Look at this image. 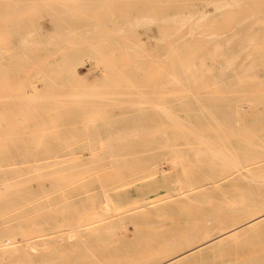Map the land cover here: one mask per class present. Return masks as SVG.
<instances>
[{"label": "bare ground", "instance_id": "6f19581e", "mask_svg": "<svg viewBox=\"0 0 264 264\" xmlns=\"http://www.w3.org/2000/svg\"><path fill=\"white\" fill-rule=\"evenodd\" d=\"M214 1L234 3L238 0ZM197 2L198 0H0V36L9 37L8 40L0 42L8 41L7 43L14 45L13 53L0 52V75L18 76L32 73L28 72L29 69L25 63L23 66L16 63L21 59L28 60L29 55L25 54L27 44L38 34L52 38L60 36L65 42L74 43L71 48L66 47L61 51L69 67L65 71L82 74L90 70L94 74L93 83L102 86L105 90L103 94L95 91L83 93L80 96L70 95L72 99L65 101L60 94L66 95L71 91L72 88L68 85L72 86V81L52 80L55 84H65L62 87L27 83L26 86L19 88L22 91L21 95L7 97L4 104H0V180L12 177L16 186H21L20 189L14 190V197H36L50 190L52 192V189H47L48 186L84 182V173L99 172L101 168L107 166L113 169L121 168V166L136 169V174L131 175L129 180L142 181L140 188L146 191L153 190L157 184L153 180L147 184L148 170L156 165L159 154L169 150L164 142L159 141V137L162 138L166 134L179 136L180 148L176 154L180 156L181 164L199 163L210 174L214 171L220 172L228 166L250 167L248 169L244 167L245 170L240 171L237 177L247 183L250 182L248 185L250 184L252 188H248L246 194L235 190L239 187L237 179L236 183L228 184L227 182L228 186L223 187L226 190L219 191L221 187H214L202 191V196L199 192L188 193L179 196L181 199L174 201L175 204L169 203L171 209L180 208L184 211L183 222L172 225L169 230L164 229L160 220H150L147 215L136 217V214H142V210L134 214L130 208L128 213H125L127 211L112 213L110 216L100 214L98 219L95 218L96 224L78 225L80 237H83L81 242L80 240L78 242L80 246L84 245V241L88 238L87 234H97L96 230L103 229L107 232L106 229H129L130 226L133 229L155 227L157 230H165L163 241L175 246L181 241L188 242L197 229L210 226V221L221 215L223 211H229V214L231 211L232 214L233 210L234 215L239 212L238 217L248 213V217L229 226L223 233L207 237L199 244L177 252L165 260L151 263L183 264L209 250L222 248L233 239L264 226V209L258 208V203L264 205V49L251 48L254 41L262 37L264 33V26L257 27L264 21V14L226 17V20L234 19V27L237 29L229 32L230 35L225 41L217 40L211 38L217 33H206L198 28L205 20L219 27L223 16L199 9L201 4ZM201 2L203 3V0ZM240 4L246 7L243 10L264 12V0H240ZM151 10L156 12L153 17L150 16ZM39 12L43 13L50 23L45 31L38 22L37 13ZM115 15L120 16V19L117 20ZM109 19L112 21L111 27L106 22ZM176 22L188 27L183 29L184 35L181 40L175 36V31L167 30ZM229 33L224 35L228 36ZM142 37L144 40H141ZM114 52L119 54V59L113 56ZM4 55L10 61L7 65L1 60ZM127 56L131 60H128ZM211 58L221 60V64H208L207 60ZM32 59L38 60L44 68L40 73L53 74L56 71L52 65L42 62L41 56L33 53L30 57L31 61ZM215 68H217L215 73L207 76ZM219 68L230 71L231 75L228 78L230 80L224 81L227 77L225 78V74ZM156 70L170 74H167V79H162L165 75L157 81H151L153 78L146 79L148 74ZM102 71L105 75L103 78H101ZM156 74L154 73L155 76ZM80 79L88 81L86 75L81 76ZM169 83L187 86L184 88L188 90H185L187 95L182 96L181 101L178 99L179 102H161L160 100L166 97L167 93L176 95L173 89L177 86H173V89L166 87L167 90L164 89V86ZM203 83L216 84L217 88L213 90L208 89L207 86L201 87ZM196 84L199 85L198 88H194ZM178 92L177 94L180 95V91ZM244 103L250 105L249 110L244 109ZM29 114H33L32 117H27ZM99 115H104L105 119L97 124L95 117ZM19 116L24 117L18 120ZM76 119H86L87 123L83 130L75 126ZM18 121H31L37 125L50 122L65 126L49 129L51 132L55 131L54 134L34 133L24 139L19 134L20 128L16 126ZM3 124L7 125L2 127ZM30 130L32 131V128ZM87 151H89V157H85L84 153ZM42 169L44 173L41 172ZM195 174L192 182L199 175V173ZM118 178L111 175L98 177L102 190L90 193L88 196L81 195L83 190L80 191L78 188L80 192L78 193L81 195L78 197V202L85 201L91 209L89 203H92L94 198H107L110 190H116L114 185ZM5 185L8 186V184ZM229 190L234 194L226 196L225 193L230 192ZM73 196L75 200L76 194ZM213 197L223 198H218L216 202L217 200ZM112 198L118 199L119 202H128L131 197L129 193L119 192L114 193ZM182 198L199 203L197 212L195 214L193 212L194 216L189 213L187 200L181 201ZM172 200L174 199L170 201ZM44 201L42 200L41 202L44 203L38 206L48 205L46 204L47 196ZM87 205L83 206L87 208ZM194 205L192 203V209ZM151 207L153 206L146 207L145 213L154 211ZM66 210L61 211L66 212ZM58 211L60 210H56ZM19 212L16 213L19 214ZM13 213L11 215L15 214ZM32 213L34 212L28 214L33 215ZM26 215L25 213V217ZM39 216L41 218V215ZM53 220V218L44 219L38 223V226L41 227L45 223L50 225ZM31 221L34 223L35 218ZM52 227L53 225L48 228L52 229ZM3 229H5L4 226ZM8 238L5 239H11ZM18 238L22 239L21 236ZM54 238L40 237L34 242L31 240L33 245L30 246H40L42 249L45 247L43 251L36 250L42 251L39 262L46 261L47 250L54 253L55 257L62 252L51 247L50 242L56 240ZM89 239L91 240V237ZM6 240L0 238V241ZM90 240L87 241L90 242ZM8 242L4 244L0 242V253H8L11 250L6 247L10 244ZM80 246L75 249H79ZM38 248L35 247V249ZM253 253L250 252L248 255L252 256ZM261 253L257 252L256 255ZM248 255L246 254L243 259L247 260L250 257ZM256 255L254 256L257 257ZM262 255L258 257H264ZM60 257L56 262L55 260L54 262L46 261L43 264L57 263ZM255 257L252 256L253 259ZM258 259H254V262ZM261 259L264 260V258ZM251 262L249 261V264Z\"/></svg>", "mask_w": 264, "mask_h": 264}, {"label": "rangeland", "instance_id": "374dc122", "mask_svg": "<svg viewBox=\"0 0 264 264\" xmlns=\"http://www.w3.org/2000/svg\"><path fill=\"white\" fill-rule=\"evenodd\" d=\"M201 1L202 0H198L197 2V4H201L199 6V9H202L208 12L212 11L214 12V14H217L220 17L223 16V19L221 20L222 22L220 23L218 22L219 24H221L219 27L217 25L213 26L214 23H211L205 20L201 23L202 26L198 28L202 30L203 32L206 31V33L207 32L217 33L213 35V37H211L217 40L225 41V39H227L230 35L229 32H231L234 29H237L236 27H234L235 25V22L233 19L234 17L244 16V15L264 14V12H259V11L243 10L246 7L245 5L240 4V0L234 3H230V2L226 3L225 1L218 2L214 0H203V3H202ZM155 15H156L155 10H151L150 16L153 17ZM109 16H111V14H109ZM229 16L233 17L232 21L226 20V17H229ZM37 18H38V22L44 28L43 30L45 31V28L48 29V25H50V23H49V20H47V17L43 13L39 12L37 13ZM115 18L119 20L120 16L115 15ZM212 20L214 21L215 19H212ZM245 21H252V20H245ZM106 22L107 24H109V27H111L112 21L109 19ZM259 26L260 27L264 26V21H262L261 24L257 25V27ZM184 28H188L187 25L184 26V24L176 22V24L175 23L171 24L170 27L167 28V30L175 31V36L181 40V38L184 35V30H183ZM225 33H229L228 36L227 34L224 35ZM8 39H9L8 36H0V41L8 40ZM141 40H144L143 37ZM7 42H0V52L7 53V54L13 53L14 45L9 44ZM73 45H74L73 42L71 41L65 42L63 38L60 36H54L53 38L46 37L44 34L42 35L38 34L34 36V38L26 46L27 48H26L25 54L28 53L29 55L28 60L21 59L16 62L22 66L25 63L27 68L29 69L28 72H32V73L19 74L18 76L0 75V86L2 87L0 89V104H4L5 99L7 97L21 95L22 91H20L19 88L26 86L27 83H35L37 85L52 86V87H57V85L62 87V85H65V84H55L52 82V80H57V79H67L68 81L73 82L72 86L68 85L72 88L70 92L66 93V95H62V93L60 94L63 97V100L65 101H70V99H72L70 98V95L80 96L83 93L84 94L93 93L95 91H98L101 94L105 93L104 92L105 90L102 88V86H99L93 83V81L95 80H92V78L94 77V74L92 73V71L87 70L86 72L82 74H78V73L76 74V73L65 71L69 67H67L68 63H65L61 51L65 49L66 47L71 48ZM251 48L252 49H261V48L264 49V33H262V37L257 38V40L254 41V44L252 45ZM33 53L34 55L37 54L38 56H41V58L44 60V61L42 60V62L46 63L47 65H52L54 67L53 69H55L56 71L53 74L40 73L41 69L43 70L44 68L38 63L39 62L38 60H35V61L33 59L32 61L30 60V57L32 56ZM113 56L116 59L117 58L119 59V54L117 52H114ZM127 59L131 60L130 57L128 56H127ZM1 60L3 64L5 65H7V63L10 62L5 55L1 58ZM217 61H219V59L214 60L213 58H211L207 60L208 64L210 65L221 64V60L219 61L218 64H217ZM216 69L217 68L213 69L211 73L207 74V76L214 74ZM221 72L225 74V78L227 77L224 81L230 80L228 79L231 75L230 71L221 70ZM154 73H157L156 76L154 75ZM162 73L163 71L156 70L151 73L152 75L148 74L146 79L151 80L153 78L151 81L153 80L157 81L161 78L162 75H165V77L162 76V79H167L168 77L167 74H170V73H166V74L165 73L162 74ZM84 75H86V78L88 79V81H84L83 79H80V77ZM104 76H105L104 71H102L101 78H103ZM169 84H166V86H164V89L166 88L173 89V86L175 87L177 86L178 88L174 87L175 89H173L176 92L175 93L176 95H174V93L172 94V92H171L172 95H169V93L167 92H170V91H167L166 93L168 95L165 94L167 96L166 97L164 96V98L160 100L161 102L162 101L164 103L179 102L178 99L181 101V98L183 99V97H185L184 95H187L185 92L188 90L184 89L187 86L185 87L182 84H180L179 86V85H175L174 83L173 84L169 83ZM203 84H206V83H203ZM203 84H201V87L207 86L209 87L208 89L211 88L213 90L217 88L216 84L215 85L213 84L203 85ZM155 86L158 87V84L155 83ZM197 86L199 85L197 84L194 85V88H198ZM114 87L116 88L115 85ZM178 91H180V95L177 94L179 93ZM160 101L159 103H161ZM243 107L244 109L246 108L245 110H249L250 105L247 103H244ZM32 115L33 114H29L27 117H30V116L32 117ZM23 117L24 116H21V117L19 116L17 117V119L22 120ZM103 119H105L104 115H99L95 117V121H97V124L99 121ZM18 122L19 123H17L16 126L20 128L19 134L22 135L24 139L28 138L29 136H32V134L34 133H38V134H52L53 133L54 134L56 132L55 131L51 132L49 131V129L51 128L59 129L65 126V125H61L58 123L52 124L50 122L44 123V124L41 123L38 125L31 121H28V122L18 121ZM86 123H87L86 119H76L75 120V126H77L78 128H82V130L84 129ZM6 125L7 124H3L2 127H5ZM30 128H32V131L30 130ZM163 136L162 138L159 137V141L164 142L169 147V150H166L164 153L159 154L156 165L151 166V169L148 170L149 177L147 178V184H150L153 181H156V184H157V187L153 190L146 191L144 188H140L142 181H137V182L130 181L129 178L131 175L136 174V169L127 168L125 166H121V168H118V169H113L112 167L107 166V167L101 168L99 172H90V173L88 172L89 174L86 172L83 174L84 180H85L84 182L78 181V182H71V183H66V184H61V185L48 186L47 189H52V192L50 190V191L40 194L39 196L28 197V198L14 197L15 195L14 190L20 189L21 186L20 185L19 187L16 186V182L14 181V179H12V177H10L9 179L0 180V185L2 186L1 188H3L2 190H4V191L0 190V192L2 191V194L0 195V227H1L0 228V238L3 240H6L8 237L11 238V239L8 238L11 241L6 240L7 242L9 241L8 243H10L6 247L11 248V250L8 253L7 252L0 253L1 254L0 264H41V263L43 264L46 261L54 262L55 260L56 262L57 258H59L61 255L62 256L60 257V260H58L59 262L58 261L57 263L51 262V264L52 263L53 264H124V263L125 264H151L152 262H155V261L165 260L166 258H168L169 256L177 252L187 250L188 248L199 244L207 237L216 236L217 234H221L224 231L228 230L229 226H232L235 223H239L240 220L248 217V213L247 214L244 213L242 216L238 217L237 214L239 212L237 211H235V213L237 212L236 215H234L233 210H232V214H231V211H230V214H229V211H226L227 213L223 211V213L221 212L222 213L221 215L219 214V216L213 218V220L210 221V224H211L210 226L205 227L203 229H197L196 232L193 233L192 238L188 240V242L181 241L179 242V244L175 246L168 245L166 242L163 241L165 239V234L163 231L165 230H157L155 227L153 228L146 227L144 229L143 228L133 229L132 226H130L129 229H126V228H120L117 230L109 229L110 231L106 229L107 232H104L102 229L103 233H101L102 232L101 230H96L97 234H94V235L91 233L90 235L87 234L88 238L84 236V238H87L86 240L84 239L85 241L90 240L89 237H91L90 242L84 241L83 243L84 245L82 244H81L82 246L78 245L79 240L81 242V239L83 238L82 236H81L82 238L80 237L79 226L84 223L96 224L94 222H97L98 215L100 214L110 216V214L112 215V213H124L125 211H127L125 213H128L130 212L129 210L130 208H132V211L135 214L138 211L142 210V214L138 213L136 214V217L147 215L149 216L150 220H155V221L160 220L162 221L164 229L169 230L172 227V225H175L176 223L180 224L183 222V219H184V211L182 209L180 208L171 209L169 207L171 202L174 203V201L177 202L176 200L179 201V199H181V197L179 196H184V195H187L188 193L191 194L193 192H199L202 196L203 195L202 191H205L207 189H213L214 187H221V190L219 191H223L224 189L226 190V188H223V187L228 186L226 184L227 182L228 184L230 182L236 183L235 181L237 179H238L239 187H237V189L235 190L237 191L240 190L239 192H244L246 194L247 189L252 188L250 184L248 185V183L250 182L247 183V181L241 178H237L240 175L239 174L240 171L243 172L245 168L248 169L250 167H247V166L239 167V165H235L232 168L228 166L227 168L222 169V171L220 172L214 171L210 174L207 170H205V167L199 163L192 162L190 164H181L179 163L180 156L176 154L179 152V148H180L179 136L174 135V134H168V135L166 134V136L164 137ZM187 150L188 149H186V151ZM88 153L89 151L84 153L85 157H89ZM11 164L13 165V163ZM165 168L167 170H165ZM46 169H45V172H46ZM43 170L44 169L40 171L44 173ZM195 173L197 174L199 173V175L195 179V181L192 182L193 177L196 176ZM107 175L119 177L118 178L119 180L114 185L116 186L115 187L116 190L115 189L112 191L110 190L108 192L107 198L105 197L104 198L103 197L94 198L92 200V203H89L91 204V209H89L85 201L78 202L79 196L81 195L88 196L90 193H95V192L102 190L103 187L101 183L98 181V177L107 176ZM5 184H8V186ZM73 185L74 187L76 185V189H74ZM69 186H72L73 188ZM65 187L72 188V190H69V188L66 189ZM78 188L80 191L82 189L84 191V194H83V191L80 193ZM229 191L230 192L227 191V193H225L226 196H230L234 194L233 191L231 190ZM78 192L81 195H79ZM119 192L120 193L126 192L130 194L131 198L128 200V202H125V201L119 202L118 199L112 198V195L114 193H119ZM74 194H76L75 200L73 196ZM41 195L42 197H40ZM49 195L50 197H48ZM5 196L7 198H5ZM46 196L48 199V201H46V204L48 205L38 206L45 202L44 200L46 199ZM57 196L59 197L57 198ZM213 198L217 200L219 197H213ZM171 199H174V200L170 201ZM42 200L44 202H41ZM183 200L185 202L187 198H182L181 201ZM53 201H56V202L54 203ZM167 201H170V202L167 203ZM186 202H187L186 205L189 206L188 207L189 209L188 208L187 209L190 211L189 212L190 215L194 216V214L197 212V209H198L197 205H199V203L193 202L190 199H188ZM216 202H218V200ZM192 203L193 205L195 204L193 209L191 208ZM52 204L55 205L54 208ZM85 204L87 205V208H85L86 206L85 207L83 206ZM258 204H259L258 208L260 210L264 209V207H262L264 206L262 205V203H258ZM70 205H73V207L72 206L70 207ZM64 206H68V207H64ZM150 206H153L151 208H154L153 209L154 211L148 210L149 212L145 213V210H147L146 207H150ZM48 207L51 209H49ZM65 208L68 209V211ZM56 210H60V211L56 212ZM61 210H66V212L61 211ZM1 211H2V214H1ZM15 211L16 212L20 211V212L18 214ZM27 212L28 213L34 212V213H32L33 215H31V214H28ZM48 212H50L49 214H51V216L48 214ZM12 213L14 215H11ZM25 213L27 214L26 217H25ZM10 215L12 217H10ZM19 215L21 216V218ZM39 215H41V218ZM33 217L35 218V221L37 223L36 224L34 221L35 225L34 223H32L33 221H31V220H34ZM48 218L54 219L52 224L49 225L47 223L45 224L42 223L45 226L42 224H41L42 225L41 227L38 226V223ZM66 218L70 220H65ZM95 218L97 219L95 220ZM64 221H65V224H64ZM32 224H33V227H31ZM51 225H53V227L52 229H49L48 227H51ZM3 226L6 230L3 229ZM71 226H72V229H70ZM261 228H264V226H261L260 229ZM258 229L259 228L256 229L257 232H255L256 231L255 229L251 230L246 235H243L237 239H233L235 241L232 240L231 242L227 243L224 247L216 248L211 251L209 250L210 252L207 251L206 253L201 254L199 257H196V258L194 257L193 258L194 260L191 259L190 261L185 262L183 264H242V263L244 264V262H246V264L247 263L249 264V261L250 262L252 261L251 264H255V263L258 264V262L259 264H264V260L261 259L264 257H261V258L258 257L259 255L261 256L262 254H264V253H261V252H264V229H261V230L260 229L258 230ZM71 230H73V232ZM12 233H14V235ZM9 234H12V235H9ZM15 234L17 235V237ZM2 236L4 237L6 236L5 237L6 239ZM20 236L22 237V239L18 238ZM33 237H35L36 239ZM40 237H53V238L55 237L54 239L56 240H53L52 243L50 242V245L52 248L54 249L57 248V250L59 251L61 250L62 252L58 254L57 257H55L56 255L54 253H50L51 251L47 250L48 252L46 251L47 254L45 256L46 261L39 262L40 260L39 257L45 247L42 249V247L40 246L34 245L32 247L30 245H33V242ZM24 238L25 239L27 238L26 239L27 241ZM176 238L180 239L181 237H176ZM6 241H0V242L4 244V243H7ZM28 241H30L31 243ZM17 242L19 243L17 244ZM20 245H22V247ZM79 246L80 248L77 249ZM0 247H1V244H0ZM35 247L37 248L39 247V248L35 249ZM51 247L50 249H52ZM75 247L77 248L75 249ZM32 249H35V250L32 251ZM39 249H42V251L38 252ZM250 252L251 254L254 252L252 255L253 257H255L254 255H256L257 252L261 253L259 255H256L257 257L254 258V259L259 258L258 261L256 260L254 262V259L252 258V256L248 255V253L250 254ZM90 253L92 255H90ZM246 254L248 255V257L250 256L251 258L249 257L247 260L243 259V257ZM6 256H8L7 259H6ZM97 256L99 257L98 259H97ZM47 264H50V263H47Z\"/></svg>", "mask_w": 264, "mask_h": 264}]
</instances>
